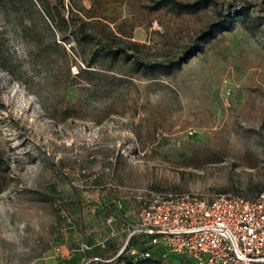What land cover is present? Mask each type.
I'll use <instances>...</instances> for the list:
<instances>
[{
  "label": "rangeland",
  "instance_id": "rangeland-1",
  "mask_svg": "<svg viewBox=\"0 0 264 264\" xmlns=\"http://www.w3.org/2000/svg\"><path fill=\"white\" fill-rule=\"evenodd\" d=\"M55 1L0 2L12 71L0 67V151L8 162L0 178V264H122L113 258L149 190L208 199L257 194L264 0H207L182 12L152 8L155 0ZM58 9L92 15L96 36L87 53L101 52L106 22L119 43H139L128 51L143 61L188 58L147 72L118 59L89 67V85L69 79L68 65L72 75L84 65L75 42L58 33L55 44L45 31L44 20L54 25L48 10L57 18ZM227 13L225 26L198 39ZM30 24L51 42L47 53L25 32ZM131 238L142 245L141 236ZM163 261L195 264L177 255Z\"/></svg>",
  "mask_w": 264,
  "mask_h": 264
},
{
  "label": "built area",
  "instance_id": "built-area-1",
  "mask_svg": "<svg viewBox=\"0 0 264 264\" xmlns=\"http://www.w3.org/2000/svg\"><path fill=\"white\" fill-rule=\"evenodd\" d=\"M141 236L142 245L130 244ZM195 264H264V190L254 197L222 193L208 199L191 191L149 190L138 221L117 251Z\"/></svg>",
  "mask_w": 264,
  "mask_h": 264
},
{
  "label": "trees",
  "instance_id": "trees-1",
  "mask_svg": "<svg viewBox=\"0 0 264 264\" xmlns=\"http://www.w3.org/2000/svg\"><path fill=\"white\" fill-rule=\"evenodd\" d=\"M2 0H0L1 2ZM14 4L15 0H10ZM32 2V0H31ZM59 2L61 3L62 0H56L55 4ZM207 0H195L193 2H181L178 0H155V4L152 8H162L166 7L171 10H174L175 12H182V11H192L199 7H202L206 4ZM57 8V6H56ZM248 11V8L241 9V13H246ZM58 16L55 17L54 15H51L50 10H48V13L50 14L52 20H54V25H50L46 20H44V26L45 31L47 35L50 36L53 43L56 44L55 41V35L59 33L60 38L65 42L73 41L75 42L79 47L80 50L76 48V52L80 55L82 63L84 67L78 66L77 72L72 75L70 70V65H68V78H81L84 80V82L88 83V79L83 76L84 73L90 72L89 67H92L96 64L100 65H109L112 61L122 59L124 62L129 63L131 66H134L135 68L139 70H143L144 72L147 71H154V70H164L169 69L174 66H178L180 62L185 61V59L188 58V52L183 54L180 58V60H176L174 63H164L162 61H143L139 59L138 56L135 55L133 52H129L128 48L138 50V42L133 41L132 45L129 47L123 45L122 43H119V36L114 32L113 29H111L108 26V23H103V34L105 36V39H99L98 42H101V52L98 53L97 51H92L87 53L86 48L94 44L95 40L94 37L96 36L95 29L90 27V19L92 15H75L73 16V12L70 11L66 16L60 12V10H57ZM230 14L227 13L224 15V17L219 20L218 22L211 23L209 25V28L203 30L200 35H198V39H203L207 36H209L212 31L214 30V27L218 24H222V26H225L228 21H230V18L228 17ZM25 26V25H24ZM25 32L33 37L35 39V42L37 43V50L44 51V53L48 52V45L51 44V42H44L41 38L40 33H37L34 29V25L30 24L27 27H24ZM196 46V45H195ZM91 49V48H90ZM195 51L199 49H194ZM82 51V52H81ZM9 56L7 55V51H5L4 48V41L0 39V67L5 68L9 72H12L11 69L8 67L7 63L9 60ZM26 85H28L27 81H24ZM87 85V86H88ZM86 86V85H85ZM29 87V85H28ZM80 90V89H77ZM66 93L72 92L71 86H66L65 89ZM7 160L3 158V154L0 151V178L3 176V179L5 178V175H3L2 172H4L7 168ZM3 166V167H2ZM6 180V179H5ZM3 183L0 181V190L3 188ZM264 190V179L260 185V187L257 189L258 195L261 191ZM255 195V196H256ZM254 197V196H253ZM132 237V236H131ZM130 237L129 242L132 244L133 239ZM139 246L138 244H135ZM176 256V255H175ZM113 259L119 260L122 264H168L163 261L164 258L151 254L148 256H139L136 254L129 253L127 251H122L119 254H115Z\"/></svg>",
  "mask_w": 264,
  "mask_h": 264
}]
</instances>
